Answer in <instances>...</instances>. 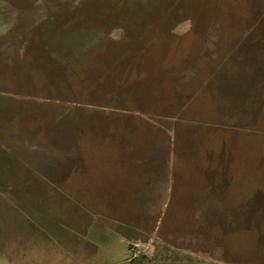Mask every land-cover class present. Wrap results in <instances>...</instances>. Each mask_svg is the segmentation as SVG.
Wrapping results in <instances>:
<instances>
[{
    "label": "rangeland",
    "instance_id": "rangeland-1",
    "mask_svg": "<svg viewBox=\"0 0 264 264\" xmlns=\"http://www.w3.org/2000/svg\"><path fill=\"white\" fill-rule=\"evenodd\" d=\"M0 264H264V0H0Z\"/></svg>",
    "mask_w": 264,
    "mask_h": 264
},
{
    "label": "built area",
    "instance_id": "built-area-1",
    "mask_svg": "<svg viewBox=\"0 0 264 264\" xmlns=\"http://www.w3.org/2000/svg\"><path fill=\"white\" fill-rule=\"evenodd\" d=\"M128 248H129V250H131L133 252L134 258L138 257V255L140 254V251H139V249H137L138 248L137 244H133V245L129 244Z\"/></svg>",
    "mask_w": 264,
    "mask_h": 264
}]
</instances>
